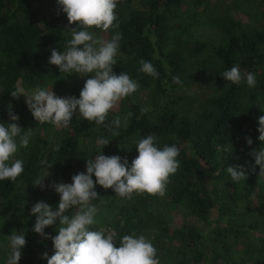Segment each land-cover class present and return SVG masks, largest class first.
I'll return each mask as SVG.
<instances>
[{
    "label": "trees",
    "instance_id": "1",
    "mask_svg": "<svg viewBox=\"0 0 264 264\" xmlns=\"http://www.w3.org/2000/svg\"><path fill=\"white\" fill-rule=\"evenodd\" d=\"M115 11L118 27L95 32L105 39L122 34L113 70L140 84L109 112L106 123L122 119L117 137L78 113L68 128L40 124L23 95L11 96L16 88L53 87L58 96L79 97L89 77H65L48 63L51 50L61 51L76 27L56 0H0V122H13L11 106L19 126L33 132L29 146L13 157L25 161L24 173L15 183L0 182V264L13 230L26 237L19 264H47L42 254H54L52 240L32 231L30 209L40 200L55 207L59 196L34 186L37 177L48 175L46 186L70 183L86 171L87 158L99 154L101 136L110 139L104 155L126 157L130 164L136 143L147 135L161 147L175 143L180 149V167L165 195L121 199L97 185L101 201L94 202L99 213L93 230H111L117 239L144 234L159 250L160 264H264V174L259 166L252 170L250 155L264 146L257 131L264 115V0H119ZM140 60L150 61L159 77L140 72ZM235 65L255 73V88L220 76ZM176 76L180 84L173 83ZM234 165L246 167V180H231L226 167ZM57 227L45 232L55 236Z\"/></svg>",
    "mask_w": 264,
    "mask_h": 264
},
{
    "label": "clouds",
    "instance_id": "2",
    "mask_svg": "<svg viewBox=\"0 0 264 264\" xmlns=\"http://www.w3.org/2000/svg\"><path fill=\"white\" fill-rule=\"evenodd\" d=\"M60 10L66 14L69 24L76 22V27L69 33L61 51L51 50L48 63L58 66L65 77L77 74L78 77H89L79 92V97L58 96L53 87H37L25 92L22 88L10 91L13 98L25 97V102L34 117L40 123H48L55 128H68L73 117H80L96 125H103L112 136H119L117 129L122 126V119L117 116L106 123L110 110L118 102L135 93L140 86L126 72L116 74L113 66L117 65L122 34L115 32L110 39L97 35L95 29L107 33L118 27L116 8L119 0H56ZM139 71L159 77V72L150 61L140 60ZM220 76L234 85L246 82L249 88H255V73L242 72L239 65L223 71ZM173 83L180 84L178 76ZM147 111V109H141ZM128 113V117H131ZM8 116L12 123L0 122V182H17L25 171L23 159H13L19 149L27 148L33 136L31 129H22L20 117L13 114L9 106ZM258 140L264 142V115L258 117ZM110 139L101 136L96 143L100 146L99 154L87 158L86 171L71 177L70 183L52 181L47 186L44 178L37 177L33 183L41 190L46 187L53 190L59 201L55 207L40 200L32 205L30 216L35 217L32 231L44 239H51L54 254H42L47 264H160L158 249L152 240L144 234H126L117 239L111 230L97 229L99 208L94 202L101 201L96 186L112 189L115 197L132 199L133 195L144 193L165 195L170 176L179 167V147L173 144L159 146L155 135H147L138 140L135 149L138 155L131 161L119 155L106 156L102 148ZM251 146L253 141L246 137ZM254 165L259 166L264 174V146L250 152ZM226 172L233 182L246 180L247 169L244 165L227 166ZM95 177V180L93 179ZM57 234L50 236L45 229L57 225ZM7 239V253L4 264H19L22 250L26 246L24 232L13 230ZM118 243V247L116 244Z\"/></svg>",
    "mask_w": 264,
    "mask_h": 264
},
{
    "label": "rangeland",
    "instance_id": "3",
    "mask_svg": "<svg viewBox=\"0 0 264 264\" xmlns=\"http://www.w3.org/2000/svg\"><path fill=\"white\" fill-rule=\"evenodd\" d=\"M46 2H47V1H46ZM230 7H231L232 9H234V11H233V15H234V16H236L237 18H240L243 22H247V17H246L245 15H241V14L238 15V10L235 8V6L230 5ZM246 7H247V6H246ZM253 10H254V8H253ZM44 12H45V14H46V13H47V10L45 9ZM48 15H49V14H48ZM48 15H47V16H48ZM256 16H257V15H256ZM256 16H255V17H256ZM54 93H55V92H54ZM116 107H117V106H116ZM116 107H115V108H116Z\"/></svg>",
    "mask_w": 264,
    "mask_h": 264
}]
</instances>
